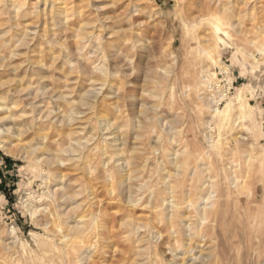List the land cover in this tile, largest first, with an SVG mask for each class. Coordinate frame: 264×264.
<instances>
[{"label": "rangeland", "instance_id": "1", "mask_svg": "<svg viewBox=\"0 0 264 264\" xmlns=\"http://www.w3.org/2000/svg\"><path fill=\"white\" fill-rule=\"evenodd\" d=\"M4 1L0 0V33L7 44L0 47V57L18 66L4 80L15 75L24 86H42L48 93L66 96L78 113L73 128L90 142L78 160L60 155L63 164L50 168L32 159L46 156V150L55 154L67 148L68 141L46 124L21 137L23 148L37 149L27 160L15 156L16 150L5 154L0 144V241L10 243L12 229L16 238L9 250L0 245V264H77L76 250L71 254L54 244L55 232H65L73 218H84L95 230L93 238H84L92 264H264V57L239 37L224 39L230 47L219 48L221 65L209 68L215 77L197 92L194 40L204 29L194 27L193 18L206 14L194 0H61L74 6L66 14L68 33L59 32L50 19L28 13L36 0H28L26 10L11 20L3 15ZM220 1L244 31L249 29L250 38L264 36V0ZM144 2L151 3L159 17L147 9L136 11L135 6ZM80 21L86 24L82 37L94 23L102 44L105 23L123 30L130 42L122 48L129 63L109 51L89 58L93 43L87 38L78 46L83 51L76 52L74 35ZM13 24L17 27L11 30ZM34 27L38 35L26 46L14 47L22 31ZM53 33L57 45L49 46L45 41ZM111 41L116 45L114 38ZM232 43L254 53L252 62L263 67L254 68L246 56L242 61ZM101 66L107 69L104 78L93 74V68ZM94 80L99 81L92 84ZM100 80L105 89L81 107V96L91 87L98 89ZM218 87L227 97L217 107L231 102L227 126L212 119L210 107L200 100L217 97ZM240 91L250 106L245 120L237 119L235 98ZM42 105L56 110L48 98ZM56 105L61 114L69 115V106ZM102 120L111 123L112 135L102 131ZM112 141L116 151L107 145ZM103 149L106 157L119 154V162L104 166ZM120 165L127 175L117 171ZM43 171L49 172L45 178ZM27 194L34 202L42 199L35 204L40 211L33 218L22 203ZM205 198L209 199L202 215ZM187 225L191 229L184 232Z\"/></svg>", "mask_w": 264, "mask_h": 264}, {"label": "bare ground", "instance_id": "2", "mask_svg": "<svg viewBox=\"0 0 264 264\" xmlns=\"http://www.w3.org/2000/svg\"><path fill=\"white\" fill-rule=\"evenodd\" d=\"M192 2L194 5H196L198 7V9L200 10L199 12L206 14V16L203 15V16H197V17L193 18V26L194 27L196 26V28L197 27L198 28L203 27V29H204L203 35L201 37L195 38V40H194V43L196 42V44H198V46H196V44H195V46L197 48L194 51L196 57L198 58V68H197V71L195 73V77L193 80L194 85L196 86V90H198L197 92H199L201 90V87H204L207 84V82L209 81L210 78L215 77V73L211 72L209 70V68L217 66V65L218 66L221 65L220 60L218 59L219 58V51L218 50L221 47H224V48H226L227 46L230 47V45H226L224 39L228 38L231 40L232 36H235V39H238L237 37H239V39H238L239 41L247 42L248 45H250L251 47H253L255 49V53L264 57V36L262 34H259L255 37L250 38L249 37V33H250L249 29L244 31L241 28L242 24L239 22V19H237L236 15H233L229 11L228 7H226V5L223 4L220 0H194ZM4 3H5V12L3 13V15H5L9 20H11V19H14L19 13H22L26 10V6L28 5V0H5ZM33 5H34V8L31 9V11H29L28 13L34 14L37 17V19H40L43 21L50 19V21L53 22L52 26L56 27V29H58L59 32L64 31V33H68L70 31V29H68L66 26V23H67L66 14H67V11H71L73 9L74 6L72 5V3L66 4L65 2H63L61 0H36V2ZM135 9H136V11H138V9H140L141 11L144 9H147L150 13H153V15H155L156 17H159V13L153 9L151 3H148V2L141 3L140 5H138V8H137V6H135ZM135 9H134V11H135ZM261 11L264 12V4H262V6H261ZM28 13H25V14H28ZM146 13H148V12H146ZM75 17L78 19L79 18L81 19V17H82L81 12L76 11ZM119 17H120V15L118 14L112 19H118ZM78 25H80V26H79L78 30L76 31L77 34L74 35V39H75L74 46L76 47V52L77 51L78 52L83 51V49L79 48L78 46L87 38V40L89 39L93 43V45L90 48V51L88 52L89 58H98L99 56L103 55V51H109L112 54L111 56L115 57L116 59H120V62H126V63L128 62L129 63V59L123 55V51H122V48L127 47V45L130 43L129 40L126 38L125 32L123 30L116 31V29L111 27V25L105 23L104 27H105L106 32H105V36L102 38V41H103V44H102L98 40L99 39V36L97 33L98 29L94 23H91V25H90L91 26V32L83 35L85 37H82V35H81V33H82L81 27H85L86 24L80 21L78 23ZM9 27L11 30H13L14 28L17 27V25L13 24V25H10ZM262 28H264V26ZM28 30L29 29L26 28V29H24V31H22V33L20 32L22 34V36L19 35L20 37H19V39L16 40V42H15L16 46H14V47L22 46V45L26 46L27 42L32 41L34 39V37L37 36L39 33L35 27L29 31ZM232 31H233V35H231V33H230ZM55 33H56V31H55ZM55 33L50 35L51 38H49L48 41H45L47 43V45H49V46L57 45V42H55V40H54V38H55L54 36H56ZM48 34H49V32H48ZM48 34H47V36H49ZM47 36H45V37H47ZM43 37H44V35H43ZM113 38L116 41V45H113L111 43L112 42L111 40ZM55 39H57V38H55ZM231 41H233V40H231ZM45 42L43 44H45ZM6 44H7V42L3 41L1 33H0V47L4 46ZM233 46L236 48L238 54H240L241 59H242V57L246 56L249 58V64L252 65L254 68L259 70L263 67V64H259L257 62H252V60H255L254 53H251V54L247 53L242 48H238L235 44H233ZM242 61H243V59H242ZM64 62L67 63L71 67H73V65H74L68 59H66ZM38 64H39V62H35L31 66H35L36 68H42V65H38ZM247 66L248 65H243V68L246 69ZM221 70L225 76L227 69L224 68ZM17 71H18V66H12L10 64H7L5 62V59L0 57V137H1L0 144H1V148H3L5 154L13 155L14 151L16 150L17 153L15 156L19 157L22 160L29 159V156L33 155V153L37 149L36 148L35 149H29V151H28L25 148H23L22 144H21L22 143L21 137L27 131H34L35 132V131L39 130V128L43 124H46L47 126L53 128L56 132L60 131V135L62 134V136H64L67 139L68 147L67 148H59L55 154L50 153L46 150V154H45L46 156L41 157V158L35 157L34 159H32V161L36 164L46 165L48 168H50V167H53L55 165H62L63 164L64 160H62L59 157L60 155H74V156H77V160H78L81 157V152L85 149L86 144L90 142L89 141L90 138L88 140L80 138V135L82 132H79V131H77L76 128L75 129L73 128L74 124L78 121V117H77L78 113H76L74 111V104L67 101L66 96H64L63 94L53 95L52 93H48L45 87H42V86L39 88L38 87H32L33 85H29V84L24 86L21 83V81H22L21 79L20 80L15 79V77H16L15 75L13 78H9L8 80H4L5 77H10V76H12L13 73L15 74ZM93 71H94L93 74L97 73V74L101 75L103 78L107 76V73H106L107 69L104 66L94 67ZM112 76H114V73H112ZM224 78H225V81H227V79H226L227 77L225 76ZM98 81L99 80H97V81L94 80V81H91V83L93 84V83L98 82ZM227 83H228V81H227ZM95 85H99V88L95 89V87H91V89L86 92V96H81V101L79 103V105L81 107L88 106L89 101L92 102V99L95 100L96 98L99 97L100 92L102 91L103 87L105 86V81L100 80L99 84H95ZM243 89L245 90L246 87L244 86ZM243 89H241V90H243ZM242 92L243 91H240L237 94L235 101H236V104H237V107L239 110V115H238L237 119L245 120L247 115L249 114L250 106L247 103L248 101L247 102L245 101V97L242 95ZM198 96H199V94H198ZM226 97H227L226 91L224 89L218 87L217 97L211 96V97H206V98L200 99L201 101H203L204 106L210 107L211 118L212 119L217 118V121L220 122V124H225V125L229 121L231 102L230 103L227 102L226 105L222 109L217 107V104L220 101L225 100ZM47 98L52 100V103L55 104L56 110H53V109L51 110L48 107H44V105H42L43 100L47 99ZM56 103H63L65 105L69 106L68 107L69 108L68 109L69 115L66 116L64 114H61L59 111V107L56 105ZM229 123L231 124V122H229ZM110 124L104 120H102L100 122V125H101L100 127H101L102 131H104L105 133H109V136L112 135V133L110 132V130L112 128ZM55 141L56 140H53L51 142L54 143ZM107 145H108L109 149L113 148L114 151H116L115 150L116 145H115L114 141H112L111 143H107ZM41 147L43 149H45V147H43V146H41ZM102 156H104V158H105V160L103 162L104 166L108 165L111 162H113V163L119 162V158H118L119 154H117V153L115 154L114 157H111V156L106 157L105 149H103L102 150ZM173 157H174V155H173ZM125 169H126V167H124L123 165H120L117 168V171L118 172H124L126 174ZM48 174H49L48 171L47 172L43 171L41 174V177L45 178V176H47ZM107 177H109V176H107ZM172 186L173 185H171V187ZM207 191H208V189H207ZM171 194H173V193H171ZM171 194H169V195H171ZM52 196H51L50 192L47 193V197H52ZM169 197H171V196H169ZM60 198H64V194H62L60 196ZM92 199H93V197H92ZM208 199L209 198H205L202 200L204 203V207L200 208L201 209L200 212L202 213V215L205 214V210H206L205 208H207V207H205L206 206L205 203L206 202L208 203ZM34 201L35 200H33L31 198V196L27 194L24 197V200L22 202L24 207L26 208L27 212L29 213V215L32 218L35 217L40 211V208H38V206L35 205L36 202L41 203L42 199L39 198L36 202H34ZM163 203H164V201H163ZM167 204H168V202H167ZM39 207H41V206H39ZM171 207H172V203H170V208ZM175 209H178V208H175ZM167 211H169V210H167ZM198 215H199V217H201L200 213ZM93 219H95V218H93ZM50 221H52V220H50ZM49 224H47V225H49ZM97 225H99V224L97 223ZM184 226H185V224H184ZM187 226L184 227V232H188L191 229L190 226H188V227ZM51 230H53V229H51ZM55 230H57V229H55ZM96 230H98V229H96ZM130 230H131V228H130ZM55 233H56V236L53 235L56 238V240L54 241L55 242L54 244L63 246V248L67 251H70L71 254L75 250L79 253V255L77 256V261H75V262H77V264H80V263L92 264L90 257L87 256V254L89 253V246H87V247L85 246L86 241H84V238H85V240H87L88 236L90 237L92 234L93 235H96V234H95L94 229L92 231L91 227L89 226V223H85L84 218H78V219L73 218L71 224H69V226L66 228L65 232L57 230ZM98 233H99V231H98ZM8 235H9L10 240H11L10 243L6 244V243H3L4 241L3 242L0 241V245L3 248V250H9L10 249L9 244L15 243L16 238L14 236V230L13 229L9 232ZM195 235L196 234H194V236ZM188 236H189V234H188ZM198 236H199V234H198ZM200 236H202V235H200ZM89 240H90V238H89ZM88 245H89V242H88ZM94 245L96 246V244H94ZM184 247H186V250L189 249L188 244L184 245ZM65 253H66V251H65ZM176 254H177V252H176ZM91 255H92V252H91ZM69 259H68V261H69ZM78 262H80V263H78ZM68 263H70V262H68Z\"/></svg>", "mask_w": 264, "mask_h": 264}, {"label": "trees", "instance_id": "3", "mask_svg": "<svg viewBox=\"0 0 264 264\" xmlns=\"http://www.w3.org/2000/svg\"><path fill=\"white\" fill-rule=\"evenodd\" d=\"M9 162V161H8Z\"/></svg>", "mask_w": 264, "mask_h": 264}]
</instances>
